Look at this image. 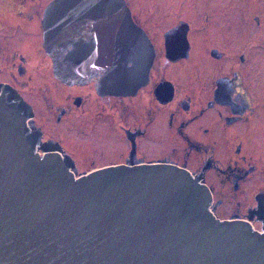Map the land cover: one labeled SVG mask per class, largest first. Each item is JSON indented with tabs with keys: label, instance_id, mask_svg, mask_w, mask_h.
I'll use <instances>...</instances> for the list:
<instances>
[{
	"label": "flooded vegetation",
	"instance_id": "flooded-vegetation-1",
	"mask_svg": "<svg viewBox=\"0 0 264 264\" xmlns=\"http://www.w3.org/2000/svg\"><path fill=\"white\" fill-rule=\"evenodd\" d=\"M50 1L0 0V84L31 106L42 139L78 175L182 167L218 219L264 233V0H124L154 49L147 82L125 96L55 78L42 45Z\"/></svg>",
	"mask_w": 264,
	"mask_h": 264
},
{
	"label": "water",
	"instance_id": "water-1",
	"mask_svg": "<svg viewBox=\"0 0 264 264\" xmlns=\"http://www.w3.org/2000/svg\"><path fill=\"white\" fill-rule=\"evenodd\" d=\"M41 28L66 84L94 80L97 92L125 96L148 80L154 49L124 0H51ZM32 115L0 84V264H264V233L219 220L186 169L122 164L78 175Z\"/></svg>",
	"mask_w": 264,
	"mask_h": 264
},
{
	"label": "rangeland",
	"instance_id": "rangeland-1",
	"mask_svg": "<svg viewBox=\"0 0 264 264\" xmlns=\"http://www.w3.org/2000/svg\"><path fill=\"white\" fill-rule=\"evenodd\" d=\"M45 1H48V0H45ZM138 6V5H137ZM30 101H33L32 99ZM37 105V104H36Z\"/></svg>",
	"mask_w": 264,
	"mask_h": 264
}]
</instances>
